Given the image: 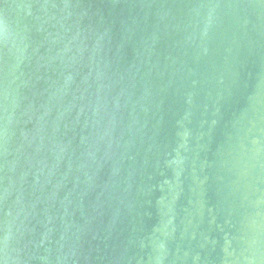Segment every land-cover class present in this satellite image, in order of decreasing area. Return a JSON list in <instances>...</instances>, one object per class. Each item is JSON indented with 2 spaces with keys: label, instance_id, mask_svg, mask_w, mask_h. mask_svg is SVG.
<instances>
[{
  "label": "water",
  "instance_id": "water-1",
  "mask_svg": "<svg viewBox=\"0 0 264 264\" xmlns=\"http://www.w3.org/2000/svg\"><path fill=\"white\" fill-rule=\"evenodd\" d=\"M0 264H264V0H0Z\"/></svg>",
  "mask_w": 264,
  "mask_h": 264
}]
</instances>
